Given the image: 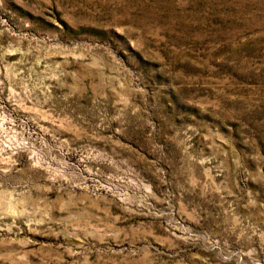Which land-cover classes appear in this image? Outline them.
I'll return each mask as SVG.
<instances>
[{"label":"rangeland","instance_id":"obj_1","mask_svg":"<svg viewBox=\"0 0 264 264\" xmlns=\"http://www.w3.org/2000/svg\"><path fill=\"white\" fill-rule=\"evenodd\" d=\"M0 264H264V0H0Z\"/></svg>","mask_w":264,"mask_h":264}]
</instances>
